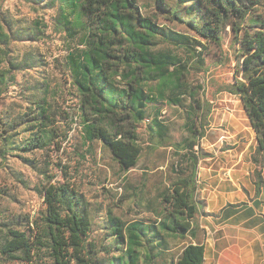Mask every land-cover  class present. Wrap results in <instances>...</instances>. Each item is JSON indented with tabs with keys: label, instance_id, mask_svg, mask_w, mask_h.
Segmentation results:
<instances>
[{
	"label": "trees",
	"instance_id": "1",
	"mask_svg": "<svg viewBox=\"0 0 264 264\" xmlns=\"http://www.w3.org/2000/svg\"><path fill=\"white\" fill-rule=\"evenodd\" d=\"M23 1L30 3L32 0ZM138 1L89 0L86 8L93 19V26L101 19H106L108 24L95 27L97 38H93L91 49L82 55L81 61L72 58L70 63L73 84L81 104L87 106L89 112V115H84L85 141H99L107 146L123 171L128 172L138 165L143 148L136 126L147 119L150 120L147 125L148 147L157 150L171 146L185 151L182 173L170 189L160 195L159 222L150 224L137 221L125 225L118 219H112L117 244L126 245L125 257L120 260V264H138L142 251L145 253V264H153L154 259L162 253L160 240H185L196 235L197 228L192 227V223L200 209L198 167L202 157L199 146L205 137V132L201 131L183 149L178 143L172 142L169 126L159 119V100L149 92L152 80L143 76L144 71L159 68L162 74L155 78L158 80L173 72L185 74L192 66L172 54H152L156 39L185 49L197 63L202 64L204 53L196 50L200 42L187 34L163 29L156 22L157 18L142 14ZM154 1L158 13L167 21L185 24L196 37L218 47L224 42L226 29L230 28L237 70L234 82L227 85L225 91L240 99L256 137L253 162L264 169L262 0H191L192 3L183 12L180 6H185L187 0H175L174 4L166 0ZM4 2L0 0V94L11 85H17V73L33 69L36 63L32 56L22 61L10 58L8 51L11 45L40 40L36 30L18 27L14 20L5 15ZM66 6L61 8L58 31L73 39L76 32L72 18L78 5L75 0H66ZM119 13L127 16L142 35L133 34V30H129L120 20ZM113 49H118V56L112 53ZM5 62L7 65L4 67ZM113 67L116 68V75H121V67L125 72V88L119 89L110 83L106 73ZM27 99L36 112L32 110V113L18 115L14 124H3L0 169L11 156L32 165L33 162L27 160L26 155L46 151L59 143L61 132L53 121V106L45 98H39L38 94H32ZM110 116H119L115 132L96 124L99 119ZM20 129L24 134L29 133V136L21 138ZM263 183L261 178H257L258 192ZM41 195L45 204L42 216L27 224L22 220L0 221V264H40L44 257L52 264H102L94 244L88 240L92 220L89 204L83 195L70 183L45 185ZM204 262L205 247L189 244L171 264Z\"/></svg>",
	"mask_w": 264,
	"mask_h": 264
},
{
	"label": "rangeland",
	"instance_id": "2",
	"mask_svg": "<svg viewBox=\"0 0 264 264\" xmlns=\"http://www.w3.org/2000/svg\"><path fill=\"white\" fill-rule=\"evenodd\" d=\"M88 1L75 0L78 7L72 18L76 32L73 39L58 31L61 8H67L66 0L4 2L5 15L14 20L18 27L36 30L40 40L13 43L8 51L10 58L22 61L32 56L36 63L33 69L17 73V85H11L0 94V135L3 124H14L18 115L36 110L27 98L38 94L39 98H45L53 106V121L57 123L61 137L58 145L26 155L25 158L32 161V165L11 156L0 169V221L32 222L45 211L42 188L49 184L70 183L89 204L92 226L88 240L94 244L100 262L120 264L125 257L126 245L117 244L112 219H118L125 225L137 221L150 224L159 222L160 195L169 190L182 173L185 151L171 146L157 150L148 147L149 119L136 126L143 153L137 167L128 172L121 169L103 143L85 141L84 115H89V112L87 106L81 104L73 84L70 63L72 58L81 61L82 55L91 49L93 38H97L95 27L108 24L106 19H101L93 26V19L86 8ZM174 1L166 0L170 4H174ZM138 2L142 14L157 18L156 22L163 29L197 38L200 44L196 45V50L204 53V61L199 64L185 49L166 44L160 39H156L151 49L152 54H172L192 65L185 74L173 72L158 80L155 78L162 74L161 69L143 72L145 78L152 80L149 92L159 100V119L169 126L171 141L183 149L193 136L203 131L205 139L199 146L202 165L236 160L239 176L249 173L253 180L261 178L263 181L264 169L253 162L255 133L240 99L225 91V87L234 82L237 70L230 28L226 29L224 42L218 47L196 37L185 24L167 21L158 13L154 0ZM191 3V0H187L185 6H180V11L183 12ZM261 4L264 13V0ZM119 14L120 20L129 30H133V34L142 35L127 16ZM112 53L119 55L118 49H113ZM5 60L8 61V58ZM115 71L114 67L107 70L110 83L119 89L125 88V72L122 67L119 68L121 75H116ZM118 117L102 118L96 124L115 132ZM28 136L29 133L22 132L21 138ZM245 185L249 186V182L245 181ZM239 188L241 190L237 189L235 194L245 196L248 193L243 185ZM160 241L162 253L154 259L153 264H169L170 260H177L185 241L173 238ZM167 250L171 252H165ZM144 257L142 251L138 264H145ZM40 264L52 263L44 257Z\"/></svg>",
	"mask_w": 264,
	"mask_h": 264
},
{
	"label": "crops",
	"instance_id": "3",
	"mask_svg": "<svg viewBox=\"0 0 264 264\" xmlns=\"http://www.w3.org/2000/svg\"><path fill=\"white\" fill-rule=\"evenodd\" d=\"M241 185L248 191L246 197L235 194ZM198 200L199 213L192 223L196 235L184 240V248L203 245L204 264H264V183L258 192L249 173L239 176L236 160L206 166L201 160Z\"/></svg>",
	"mask_w": 264,
	"mask_h": 264
}]
</instances>
